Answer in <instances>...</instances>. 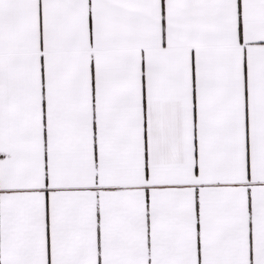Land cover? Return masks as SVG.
<instances>
[{"label": "snow or ice", "instance_id": "obj_1", "mask_svg": "<svg viewBox=\"0 0 264 264\" xmlns=\"http://www.w3.org/2000/svg\"><path fill=\"white\" fill-rule=\"evenodd\" d=\"M0 264H264V0H0Z\"/></svg>", "mask_w": 264, "mask_h": 264}]
</instances>
